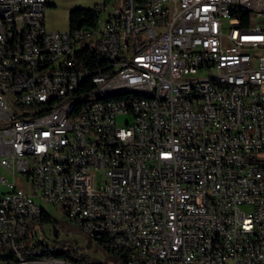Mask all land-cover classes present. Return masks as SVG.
<instances>
[{"label":"built area","instance_id":"1","mask_svg":"<svg viewBox=\"0 0 264 264\" xmlns=\"http://www.w3.org/2000/svg\"><path fill=\"white\" fill-rule=\"evenodd\" d=\"M29 1L0 0V264H81L31 226L56 201L127 264H264V0H104L66 30ZM114 89L158 99L67 115Z\"/></svg>","mask_w":264,"mask_h":264},{"label":"rangeland","instance_id":"2","mask_svg":"<svg viewBox=\"0 0 264 264\" xmlns=\"http://www.w3.org/2000/svg\"><path fill=\"white\" fill-rule=\"evenodd\" d=\"M103 1L104 0H46V27L49 30H66L70 26L69 10L71 8L94 6L97 3L102 4ZM113 2L114 0H109L111 5ZM105 16L106 13L103 12L101 18H104ZM84 42L85 39L78 43V45H81ZM255 164H258V162H255ZM0 170L4 173L1 167ZM21 177L23 185L28 188L26 176L21 174ZM42 205L45 210L57 220L56 222H44L41 224L42 232L44 231L48 238L56 240L57 243L58 240L70 239L89 256L104 261L107 264H119L116 257L111 254L102 243L92 239L78 225L72 223L66 218L60 201H56V203L42 202ZM55 230L58 231V235L55 234ZM1 254L2 250H0V256H2Z\"/></svg>","mask_w":264,"mask_h":264},{"label":"bare ground","instance_id":"3","mask_svg":"<svg viewBox=\"0 0 264 264\" xmlns=\"http://www.w3.org/2000/svg\"><path fill=\"white\" fill-rule=\"evenodd\" d=\"M46 6V0H31L29 1V10L39 11L41 7ZM0 15H6V7H0ZM236 26L245 28V30H253L255 27V16L249 7H239V14H236ZM138 100H156L158 99V92L148 91L145 89H114L107 92H101V98L80 97L70 100L67 108V115L76 116L79 113V107L86 106H100L104 103H111V101L118 99H132ZM126 120H136V113H126ZM255 162L258 164H255ZM246 165L255 167H264V159H255L254 157H246ZM81 228V223H74ZM103 245L110 246V242H101ZM66 248L52 247V256L55 250ZM2 250V248H0ZM2 255V254H1ZM71 260V259H69Z\"/></svg>","mask_w":264,"mask_h":264},{"label":"trees","instance_id":"4","mask_svg":"<svg viewBox=\"0 0 264 264\" xmlns=\"http://www.w3.org/2000/svg\"><path fill=\"white\" fill-rule=\"evenodd\" d=\"M97 16V11L95 6H88V7H74L69 10V19H70V26L74 27V25H94L95 19ZM88 50V48L84 49ZM90 51V49H89ZM57 221L56 218L49 213H44L41 217L36 218L35 221L31 223L33 226L35 223H39L40 225L44 222H53ZM55 234L58 235V231L55 230ZM58 245L68 246V249L65 250L59 249L53 252L54 255L58 257H69L71 260H76L81 264H107L104 261H100L96 258L89 256L88 254L84 253L81 248L76 245L70 239L58 240ZM105 248L113 254L116 259L118 260L119 264H127L128 257H129V250L125 248H117L104 245Z\"/></svg>","mask_w":264,"mask_h":264}]
</instances>
